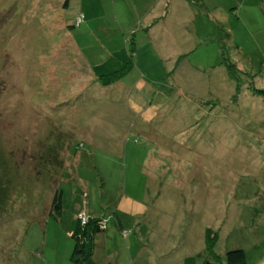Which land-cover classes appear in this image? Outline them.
<instances>
[{
    "label": "rangeland",
    "instance_id": "rangeland-1",
    "mask_svg": "<svg viewBox=\"0 0 264 264\" xmlns=\"http://www.w3.org/2000/svg\"><path fill=\"white\" fill-rule=\"evenodd\" d=\"M89 214L82 264L264 262V0H0V264Z\"/></svg>",
    "mask_w": 264,
    "mask_h": 264
},
{
    "label": "trees",
    "instance_id": "trees-1",
    "mask_svg": "<svg viewBox=\"0 0 264 264\" xmlns=\"http://www.w3.org/2000/svg\"><path fill=\"white\" fill-rule=\"evenodd\" d=\"M67 0H65L66 2ZM61 196L62 190L56 188L51 200V209L57 213L61 211ZM50 209L49 213L52 214ZM84 219L77 217L74 227L71 231L70 237L73 239V248L70 254V258L76 264H82L91 254L94 247V237L102 231L103 220L100 216L92 214L84 215ZM209 231H207V245L210 247L212 243V237ZM203 264H215L209 261H204ZM224 264H246L245 253L240 248H234L225 252Z\"/></svg>",
    "mask_w": 264,
    "mask_h": 264
},
{
    "label": "crops",
    "instance_id": "crops-1",
    "mask_svg": "<svg viewBox=\"0 0 264 264\" xmlns=\"http://www.w3.org/2000/svg\"><path fill=\"white\" fill-rule=\"evenodd\" d=\"M101 233H102V231L94 237V247H95V244H96V240L99 238L98 235H101ZM97 237H98V238H97ZM94 247H93V251H94ZM93 251H92V254H93ZM92 254H91V255H92Z\"/></svg>",
    "mask_w": 264,
    "mask_h": 264
},
{
    "label": "water",
    "instance_id": "water-1",
    "mask_svg": "<svg viewBox=\"0 0 264 264\" xmlns=\"http://www.w3.org/2000/svg\"><path fill=\"white\" fill-rule=\"evenodd\" d=\"M259 264H264V262H261V263H259Z\"/></svg>",
    "mask_w": 264,
    "mask_h": 264
}]
</instances>
